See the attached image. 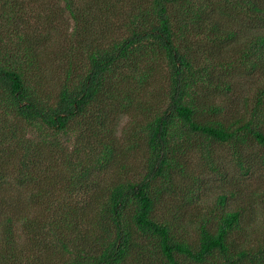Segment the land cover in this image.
Wrapping results in <instances>:
<instances>
[{"label": "trees", "instance_id": "trees-1", "mask_svg": "<svg viewBox=\"0 0 264 264\" xmlns=\"http://www.w3.org/2000/svg\"><path fill=\"white\" fill-rule=\"evenodd\" d=\"M63 2L82 25L77 49L49 53L46 38L0 26V264H264L250 208L229 204L234 186L196 241L178 224L196 197L184 159L192 137L206 140L207 159L211 143L232 145L246 176L250 136L264 150V119L232 128L212 96L232 70L264 71V0ZM27 3L4 0V16L21 17ZM162 64L166 105L155 96ZM127 116L146 140L145 173L107 184L102 174L129 167L115 139ZM171 197L179 209L165 219L158 207Z\"/></svg>", "mask_w": 264, "mask_h": 264}, {"label": "rangeland", "instance_id": "rangeland-1", "mask_svg": "<svg viewBox=\"0 0 264 264\" xmlns=\"http://www.w3.org/2000/svg\"><path fill=\"white\" fill-rule=\"evenodd\" d=\"M63 3V0H28V3L23 5V12L20 13L21 17L15 15L14 20H11L4 16L8 13L3 12L4 0H0V26L25 31L34 38H46L45 45L49 53L54 49H57L58 52L62 49H73L74 47L77 49L74 33L76 31L81 32L82 25H76L69 12L64 11ZM51 7H57L59 14L55 18L51 13ZM5 10L10 12L8 6ZM94 31H98V26H95ZM231 53L227 51L225 56L218 55L217 57L224 61V59L231 56ZM218 70H221L220 66H218ZM230 72V76L226 79L229 89H216V92L212 94L213 102L215 101V104L222 108L218 118L224 121L226 125L232 126V128H236L238 122L243 119V123L251 121L256 124L259 118L264 119L262 110L264 108V71L247 72L243 68H237L235 71ZM168 73L166 65L162 64L156 79L157 87L161 85L163 90L157 88L155 96L162 98L164 105L167 104L164 86L167 84ZM50 76L51 86L54 88L55 83L59 82L58 78L61 73L57 68L55 73ZM204 118L210 119L211 114H204ZM118 125L115 139L120 146L119 150L122 153L127 151L126 154H123V159L129 167L126 170H114L112 168L106 174H102L101 178L105 179L104 182H107V184L122 180L126 175H128V178L130 176H143L148 160L146 140L140 138L138 124L132 127V120L130 116H127L122 117L118 121ZM197 139L195 136L192 137L190 140L191 145H188L184 158L186 161L185 167L193 176L187 182L190 186L196 187V197L192 204L180 208L181 213L179 215L181 214V219L178 224L181 227L182 237L187 241H196L198 226L203 221L209 222V226H215L217 224L216 215L221 212L218 196L228 193L230 189H239L240 195L235 198L230 197L229 204L232 207L247 205L250 208L248 212L250 216L254 217L256 227L261 231L260 236L256 232L251 235L250 245L258 246L256 238L264 236V161L262 160L264 150L250 136L253 154L248 155L245 162L246 169L250 171L249 176H246L240 171L238 163H236L232 145L221 146L217 143H211V146L208 147L211 152V160L207 159L205 153L201 150L203 146L200 143L201 141L207 143L206 140ZM245 145L243 144V148ZM237 147L240 149L242 145L238 143ZM250 158L251 160H249ZM212 161L217 162L218 170L214 171L210 167ZM180 177H177V184L181 181L184 183V179H187L184 176ZM104 187L107 186L104 185ZM172 208L179 209L177 201L171 197V199L162 202V205L158 207V212L167 219L170 216L165 213ZM56 257L58 259L62 258L60 254ZM64 259L62 258L61 262Z\"/></svg>", "mask_w": 264, "mask_h": 264}]
</instances>
